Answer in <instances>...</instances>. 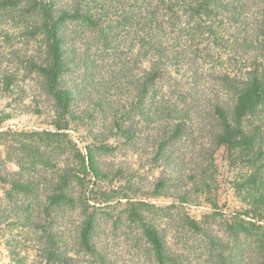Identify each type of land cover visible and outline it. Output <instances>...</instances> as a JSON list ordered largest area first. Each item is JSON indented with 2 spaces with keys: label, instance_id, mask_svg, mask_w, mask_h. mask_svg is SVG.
<instances>
[{
  "label": "trees",
  "instance_id": "trees-1",
  "mask_svg": "<svg viewBox=\"0 0 264 264\" xmlns=\"http://www.w3.org/2000/svg\"><path fill=\"white\" fill-rule=\"evenodd\" d=\"M68 1L0 0V21L9 19L6 22H15V28L21 24L25 37L42 43L38 60L30 58L26 66L42 78L62 121L59 127L74 124L87 128L91 140L85 155L75 152V174L64 171L49 188L43 205L30 201L25 207L29 211L36 203L43 214L30 212L26 219L15 221L16 226L32 230L39 238L31 263L10 241L12 261L189 264L187 257L165 243L145 215L155 208L144 203L129 204L123 212L125 218L119 214L113 221L116 226L125 220L132 229L123 236L134 262L107 249L108 237L98 226L108 222L109 211L119 205L90 206L97 193L88 191L87 185L106 179L99 169L97 151L108 152L112 148L107 142L121 139L133 152L151 156L152 166L162 171L177 168L179 175L156 182L157 194L166 185L189 182L192 194L205 197L212 216H205L204 223L188 217L183 222L205 241L211 264H264V0ZM121 37L129 41L130 51L136 50L135 57L131 53L117 55ZM98 42L113 52L105 67L116 71L107 78L99 75L96 57L79 53L78 44L91 49ZM77 72L79 82L69 79ZM109 93L126 96L127 102L113 106L107 102ZM114 107L124 109L123 113L118 116L119 108ZM98 121L103 125L93 134ZM27 147L20 146L23 150ZM220 148L227 152L228 163L248 171L233 183L242 211L232 212L231 224L224 221L232 245L205 221L222 217L215 195V155ZM17 183L20 190L14 193L30 194L35 197L32 201H39L38 183ZM73 183L78 184V192ZM189 199L188 191L177 196L170 211L190 205ZM74 206L81 209L82 219L73 236L66 239L65 233L53 230L52 214ZM6 220L0 216V227Z\"/></svg>",
  "mask_w": 264,
  "mask_h": 264
},
{
  "label": "rangeland",
  "instance_id": "rangeland-1",
  "mask_svg": "<svg viewBox=\"0 0 264 264\" xmlns=\"http://www.w3.org/2000/svg\"><path fill=\"white\" fill-rule=\"evenodd\" d=\"M64 1L69 3L68 0ZM6 21H0V216L3 220L7 219L0 227V264H16L10 256V250L14 249L10 241L23 250L19 251L20 256H25L26 262L31 263L35 260V245L38 244L39 236L32 230H24L14 223L20 218L26 219L25 215L30 212L34 215L43 214V209L36 207V203L32 204L29 211H26L25 207L30 201L43 205L49 188L54 187L64 171H68L70 175L75 174L78 168L75 152L85 155L91 140L87 135V128L74 124H69L66 129L59 127L62 121L58 118L54 101L43 88L42 78L29 71L26 66L30 58L38 60L41 54L39 52L43 48L42 43L40 40L34 41L25 37L21 24L15 25V28V22ZM87 38L92 39L94 36L87 35ZM117 42V55L122 54L121 56L125 57L131 53L130 55L135 57L136 50L130 51L127 48L129 41L121 37ZM78 46L81 55L97 58L101 77L107 78L116 71V68L105 67L110 63L112 50L103 48L99 42L91 49L83 44ZM69 79L79 82V73H71ZM109 94L111 95L107 96V102L113 103V106L127 102L126 96ZM97 98L89 97L94 100ZM123 110L119 108L118 116ZM101 125L102 122L98 121V127L94 129L93 134L100 132ZM21 144L28 146L26 150L20 148ZM107 144L112 150L97 151L99 169L106 173V179L96 182L95 185H87L88 191L97 193L94 196L96 199L89 203L90 206L119 205L115 211H109L108 216L111 218L108 222L98 226L99 232L108 237L107 249L124 260L134 262L129 255V242L123 236L132 229L125 220L116 226L113 221L119 214L125 218L123 212L129 204L144 203L155 208L145 215L159 229L169 248L187 257L189 264H211L204 249L205 241L193 235L183 222V219L188 217L204 223L205 216H212L213 211L206 205L205 197L192 194L189 182L179 186L166 185L162 193L157 194L156 182L167 179L169 175L170 178L179 175L177 168L162 171V168L152 166L151 156L143 155L141 151L133 152L121 139L116 143L110 139ZM227 158L225 149H218L215 155V195L219 202L218 214H222V217L207 218L205 221L214 232L223 234L224 242L232 245V239L225 234L227 230L224 221L231 224L234 220L232 212L242 211L240 202L234 196L233 183L248 171L228 163ZM18 172L23 173L22 178L12 176ZM182 178H185L184 175ZM20 181L32 185L39 184V201H32L35 197L30 194L14 193L20 190L16 186ZM91 182L94 180L91 179ZM73 184L74 190L78 192V184ZM175 191L178 193L174 195ZM186 191L191 198L190 205H181L170 211V206L177 200V196ZM98 194H102V197ZM52 218L55 224L53 230L65 233L67 239L73 236L78 222L82 219V213L78 206L62 207L52 214ZM139 263L141 264L142 260H139Z\"/></svg>",
  "mask_w": 264,
  "mask_h": 264
}]
</instances>
